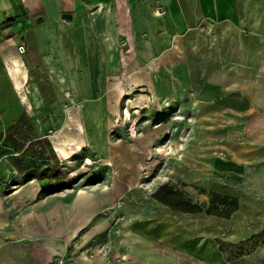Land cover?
Returning <instances> with one entry per match:
<instances>
[{
  "label": "rangeland",
  "instance_id": "obj_1",
  "mask_svg": "<svg viewBox=\"0 0 264 264\" xmlns=\"http://www.w3.org/2000/svg\"><path fill=\"white\" fill-rule=\"evenodd\" d=\"M10 21L0 24V44L20 38ZM213 31L207 29L205 39L214 37ZM16 45L22 54L23 45ZM120 49L118 76L63 79L65 98L63 93L33 92V79L27 76L24 87L16 89L7 63L4 70L0 61V135L18 122L12 136L27 137L24 148L36 139L45 141V162L37 166L30 162L40 145L24 155L0 139V201H39L41 211L62 213L85 196L98 195L110 203L77 236L101 218L113 233L135 221L142 229L145 223H161L178 234L199 233L229 243L259 234V109L248 106L243 96L246 107L229 112L223 101L230 85L219 74L178 77L174 61H140L142 45L121 44ZM34 80L41 88L48 79ZM229 92L228 98H239ZM53 164L60 183L77 182L43 194V181L33 179L17 191L26 173ZM90 180L93 184L86 185ZM260 187L264 190V183ZM167 190L176 194L167 197ZM210 192L237 197L230 218L186 213L162 202L182 197L202 205ZM241 251L222 254L230 260Z\"/></svg>",
  "mask_w": 264,
  "mask_h": 264
},
{
  "label": "crops",
  "instance_id": "obj_2",
  "mask_svg": "<svg viewBox=\"0 0 264 264\" xmlns=\"http://www.w3.org/2000/svg\"><path fill=\"white\" fill-rule=\"evenodd\" d=\"M8 20L20 38L0 44V61L4 70L7 63L18 90L27 76L33 92L65 98L63 79L116 77L121 44L142 45L143 63L174 61L178 77H224L230 85L225 94L239 96H224L229 112L246 107L243 96L259 109V234L264 236V0H0V24ZM210 28L214 37L205 39ZM15 45H23L22 54ZM36 78H47V85L40 88ZM31 202L0 201V264L58 259L64 264H264V241L255 253L227 260L216 238L178 234L161 223L142 229L132 221L113 233L101 218L77 236L110 205L98 195L73 201L65 213L41 211L39 201Z\"/></svg>",
  "mask_w": 264,
  "mask_h": 264
},
{
  "label": "trees",
  "instance_id": "obj_3",
  "mask_svg": "<svg viewBox=\"0 0 264 264\" xmlns=\"http://www.w3.org/2000/svg\"><path fill=\"white\" fill-rule=\"evenodd\" d=\"M22 120L19 119V121ZM16 127H18V122L14 126L10 127L8 129V133L5 135H0V139L4 143H9L11 147H13L14 150L18 151L20 149H23L22 154L26 155L29 153V151H33V148L35 145H40L39 149H37V154L32 156H35V159H31L30 164L33 165H39L43 164V160H45V151H44V145L42 144L43 140L36 139L33 143H30L28 146L24 148V140L28 139L27 137H19L18 139H14L12 134H14L12 131L16 130ZM39 160V163H36V161ZM36 179L38 181H43L41 185V193L43 194H51L54 192L61 191L65 188H71L75 182H77L76 179L67 181L65 183H60V179L58 177V166L56 164L47 165L46 167L37 170V168H33L31 172L26 173L23 182L20 184H25L26 182ZM57 181V184H54ZM93 184L92 180L88 181L86 185ZM175 195L176 193H172L171 191L167 190L165 192V196L170 197L171 195ZM165 198H163L164 203H168L175 210H179L186 213H203L211 217L215 218H222V219H228L233 214V212L238 207V199L235 196L226 195V194H220L217 192H210L208 194V201L202 205H199L197 203H194L192 201H188L186 199H183L182 197H179L176 199V201H164ZM264 241V236L262 234H253L249 238L239 241L237 243H229L225 242L219 239H215L216 245L219 247V250L221 252L228 251L235 252L241 251L238 254L234 256V258H238L243 255H247L254 251L259 244H261ZM239 249V250H238ZM229 260V258H227Z\"/></svg>",
  "mask_w": 264,
  "mask_h": 264
},
{
  "label": "built area",
  "instance_id": "obj_4",
  "mask_svg": "<svg viewBox=\"0 0 264 264\" xmlns=\"http://www.w3.org/2000/svg\"><path fill=\"white\" fill-rule=\"evenodd\" d=\"M21 50V52H23L24 51V48H23V46L20 48ZM53 264H64V260L63 259H58L57 261H55V263H53Z\"/></svg>",
  "mask_w": 264,
  "mask_h": 264
},
{
  "label": "water",
  "instance_id": "obj_5",
  "mask_svg": "<svg viewBox=\"0 0 264 264\" xmlns=\"http://www.w3.org/2000/svg\"><path fill=\"white\" fill-rule=\"evenodd\" d=\"M62 17H63V18H66V19H70V18H71V15L68 14V13H64V14L62 15Z\"/></svg>",
  "mask_w": 264,
  "mask_h": 264
}]
</instances>
